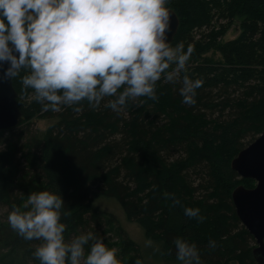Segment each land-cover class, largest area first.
I'll use <instances>...</instances> for the list:
<instances>
[{"label":"trees","instance_id":"1","mask_svg":"<svg viewBox=\"0 0 264 264\" xmlns=\"http://www.w3.org/2000/svg\"><path fill=\"white\" fill-rule=\"evenodd\" d=\"M166 7L180 21L171 45L183 42L193 53L175 84L157 82L155 101L140 98L143 103L129 102L119 114L104 107L107 101L98 109L84 102L79 113H57L43 110L31 90L13 80L22 119L9 131L26 137L22 158L35 176L16 175V148L0 151V205L22 213L31 192L60 193L69 242L90 220L113 223L92 203L114 199L160 250L154 254L125 238L121 264L177 261L178 237L197 245L202 264H258L255 241L231 199L238 186L252 189L255 182L239 178L231 162L264 131V0H167ZM234 26L239 35L224 41ZM184 75L203 80L191 106L178 91ZM51 118L57 121L38 137L35 120ZM188 207L198 208L203 220L186 217ZM38 244L0 225V264H39Z\"/></svg>","mask_w":264,"mask_h":264},{"label":"clouds","instance_id":"2","mask_svg":"<svg viewBox=\"0 0 264 264\" xmlns=\"http://www.w3.org/2000/svg\"><path fill=\"white\" fill-rule=\"evenodd\" d=\"M167 0H0V84L19 78L43 110L60 112L85 106L117 114L140 98L157 100L156 85L175 84L186 70L193 47H173ZM174 65V67H172ZM171 68V71L169 69ZM182 103L194 105L202 79L182 77ZM60 193L31 192L21 213L15 207L7 220L26 241H39L33 253L39 264H121L93 232L65 240L67 216ZM188 218L203 220L198 208H185ZM179 264H202L197 245L174 240ZM87 245V251L85 246ZM145 248L158 253L152 240ZM209 248L216 242L210 240ZM135 264H144L136 259Z\"/></svg>","mask_w":264,"mask_h":264},{"label":"water","instance_id":"3","mask_svg":"<svg viewBox=\"0 0 264 264\" xmlns=\"http://www.w3.org/2000/svg\"><path fill=\"white\" fill-rule=\"evenodd\" d=\"M169 11L171 31L168 33V42L171 43L178 32L180 21L174 11ZM17 99L13 80L0 84V132L19 126L22 112ZM231 168L239 178L255 182L252 189L238 186L232 192L231 199L239 221L255 241V261L264 264V131L238 153L231 162Z\"/></svg>","mask_w":264,"mask_h":264},{"label":"rangeland","instance_id":"4","mask_svg":"<svg viewBox=\"0 0 264 264\" xmlns=\"http://www.w3.org/2000/svg\"><path fill=\"white\" fill-rule=\"evenodd\" d=\"M239 35L238 26H234L224 41L235 39ZM209 57L213 58L215 61H219L221 57L217 53H209ZM56 118L51 119H36L35 124L32 129L36 132L38 137H43L47 129L56 122ZM26 137L19 135L18 131H1L0 132V151L14 147L18 153V164L15 170L18 177H27L33 179L35 172L27 165L26 161L22 158L21 147L25 142ZM27 201L22 203L20 210H23L22 213L27 209L24 207ZM93 208L97 211H101L106 215H112L114 222L107 224L106 220L92 221L90 220L89 225L84 230H81L79 234L86 232H93L94 234L99 235L103 238L105 245L108 248H115L117 250V257L121 260V249L122 241L131 239L136 245L140 248H144V242L147 239L146 230L140 223L128 219L125 211L121 205L114 199L98 198L94 200ZM28 209H31V206H28ZM12 211L7 205H0V225L8 224V214ZM5 253L0 248V255ZM150 264V263H149ZM165 264V263H162ZM166 264H179L177 261H172Z\"/></svg>","mask_w":264,"mask_h":264},{"label":"flooded vegetation","instance_id":"5","mask_svg":"<svg viewBox=\"0 0 264 264\" xmlns=\"http://www.w3.org/2000/svg\"><path fill=\"white\" fill-rule=\"evenodd\" d=\"M256 245V244H255ZM255 250V249H254Z\"/></svg>","mask_w":264,"mask_h":264}]
</instances>
